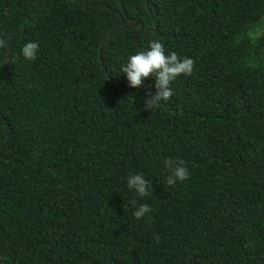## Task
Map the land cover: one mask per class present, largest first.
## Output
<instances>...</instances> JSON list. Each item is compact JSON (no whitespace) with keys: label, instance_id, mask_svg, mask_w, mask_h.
<instances>
[{"label":"trees","instance_id":"1","mask_svg":"<svg viewBox=\"0 0 264 264\" xmlns=\"http://www.w3.org/2000/svg\"><path fill=\"white\" fill-rule=\"evenodd\" d=\"M0 37V264H264V0H0ZM156 39L194 63L153 107Z\"/></svg>","mask_w":264,"mask_h":264},{"label":"clouds","instance_id":"2","mask_svg":"<svg viewBox=\"0 0 264 264\" xmlns=\"http://www.w3.org/2000/svg\"><path fill=\"white\" fill-rule=\"evenodd\" d=\"M40 45L37 41H28L20 49V55L25 60H35ZM8 48V41L0 37V50ZM193 60L190 57H180L176 52H167L163 43L159 40L148 42L144 50L137 51L127 57L121 65V73L126 75L128 84L132 88L142 86L145 80L151 75L154 77L155 93L146 98L145 105L155 107L161 102H167L173 95L171 83L178 76H189L193 72ZM165 169L169 170L166 183L174 186L177 182L186 180L190 173L183 160L174 161L172 158H165L163 161ZM127 189L134 192L136 196L145 198L152 194V184L142 172L130 173L126 177ZM135 203V201H133ZM151 212L149 203H142L132 210L136 219H141Z\"/></svg>","mask_w":264,"mask_h":264}]
</instances>
